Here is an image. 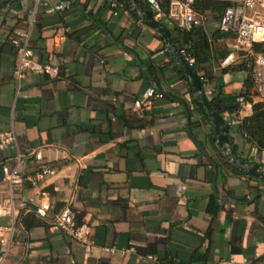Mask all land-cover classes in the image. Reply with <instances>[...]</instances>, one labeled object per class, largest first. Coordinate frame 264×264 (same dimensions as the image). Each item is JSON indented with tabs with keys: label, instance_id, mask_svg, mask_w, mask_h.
<instances>
[{
	"label": "crops",
	"instance_id": "1",
	"mask_svg": "<svg viewBox=\"0 0 264 264\" xmlns=\"http://www.w3.org/2000/svg\"><path fill=\"white\" fill-rule=\"evenodd\" d=\"M60 1L49 0L34 13L33 0H0V135L14 133L17 140L0 149V191L9 187L3 165L14 167L20 153L18 171L26 182L15 187L17 200L34 208L44 201L43 188L52 205L46 218L31 208L23 211L4 264H227L230 255L241 261L245 254L254 264H264V194L240 199L255 187L264 191V182L216 154L212 126L194 104L190 83L170 55L164 56L159 32L126 4L118 14L111 0H66L72 2L68 10H52ZM33 17L34 58L58 66L59 73L25 70L18 82V33ZM218 21H204L206 31L219 29ZM223 42L235 56L229 67L251 55L238 42ZM203 66L199 74H206L210 102L217 84L221 97L240 95L237 103L214 101L233 123L235 152L264 162V151L252 153L239 129L240 120L253 113L252 103L241 97L247 72ZM210 73L218 82L209 80ZM149 83L166 96L154 99L139 116L135 103ZM251 91L255 102L264 101V93ZM235 105L238 116L228 112ZM188 126L218 163L220 197L241 202L217 201L214 166ZM44 167L57 173L33 185ZM213 199L220 206L215 216L207 210ZM69 200L78 220L90 226L89 245L54 223V214ZM111 247L132 250L122 255Z\"/></svg>",
	"mask_w": 264,
	"mask_h": 264
},
{
	"label": "built area",
	"instance_id": "2",
	"mask_svg": "<svg viewBox=\"0 0 264 264\" xmlns=\"http://www.w3.org/2000/svg\"><path fill=\"white\" fill-rule=\"evenodd\" d=\"M49 0H33L34 13L43 6L48 5ZM155 12V17L159 20L167 17L170 24L177 23L186 29H191L194 26L203 24L207 17L199 15L195 10V4L199 0H169V8L166 11L163 7L162 0H146ZM227 2L228 5L222 11L218 27L222 31L232 32L236 35L238 44L247 48L252 52V47L256 43H264V0H217ZM110 5L115 8V14H118V9L124 4L121 0H111ZM71 7L69 1L62 0L51 6L52 10L64 12ZM35 18L33 17L27 30L18 33L22 39L19 43L20 55L16 70L18 82L25 70L31 72L46 73L50 76H56L59 73V67L50 63H44L34 58V53L30 48V39L32 37L33 25ZM184 53V50H182ZM189 63H193L194 58H187ZM235 60L233 53H229L222 61L223 66L230 65ZM252 76L255 82V88L258 92L264 93V55L258 54L255 59ZM164 93L157 91L155 86H149L143 92L141 98L136 101L135 105L139 115L145 113L148 107L156 98H163ZM16 136L14 133L0 135V149L7 147L10 144H16ZM252 153L258 150L253 147ZM20 153L17 155L16 165L10 168L3 165V180L9 185L8 189L0 191V218H6V223H0V264H4L12 245L15 243L16 225L21 217L22 207H26L25 203H21L15 196V187L23 185L26 179L19 174ZM38 159L42 158L41 152L36 153ZM57 173L56 169L44 167L37 174V178L32 181L33 185L44 180L46 176H53ZM41 196L44 198L39 205L31 209L42 218H46L52 209L48 192L45 189L40 190ZM55 225L69 233L73 238L87 243L89 240L90 226L85 222L78 220L77 214L73 208L72 200H69L60 210L54 214ZM111 252H117L122 255L127 254L132 249L115 247L109 248ZM152 257V256H150ZM251 264V259L248 256H242L241 261H237L235 255H230L227 264Z\"/></svg>",
	"mask_w": 264,
	"mask_h": 264
},
{
	"label": "trees",
	"instance_id": "3",
	"mask_svg": "<svg viewBox=\"0 0 264 264\" xmlns=\"http://www.w3.org/2000/svg\"><path fill=\"white\" fill-rule=\"evenodd\" d=\"M125 5V1L121 0ZM142 8H149L150 6L144 2L143 0H135ZM163 7L166 11L169 8V0H162ZM72 5V2H70ZM228 5L227 2L217 1V0H199L195 4V10L199 15L206 16L208 12L214 13L218 18L220 17L224 8ZM116 9L113 8V12ZM153 14L155 12L153 11ZM161 22L166 25L173 36V40L183 55V57L187 60V58H194V62L190 63L192 68L199 74L200 70L203 69V65L209 64L213 66H220L221 61L229 54V50L225 46V40L236 38V35L232 32L222 31L220 29H216L213 32L209 33L206 31V28L203 24L194 26L191 29H186L183 26L178 25L177 23L170 24L166 17L161 18ZM159 39L162 41L164 56L169 57V52L167 50V44L165 39L162 35H159ZM184 50V53H182ZM258 54L264 55V43H256L252 47L251 57L247 58L242 61V63L237 64L234 68L232 67H224L222 68V72H228L232 69L237 70H244L247 72V77L244 81V88L245 93L241 95L244 100H247L252 103L253 113L250 116L244 117L240 120L239 129L243 137L245 138L246 142L249 144L251 149L255 147L259 152L264 151V101H254L252 98V89L255 87L254 78L252 76L253 67L255 63L256 56ZM189 63V61L187 60ZM203 66V67H202ZM206 75V74H205ZM205 75L199 74L201 77L202 83H205ZM180 76L186 79L185 75L180 73ZM209 80H215L218 82V79L214 73L209 74ZM149 86H154L152 83H149ZM218 94L212 99L211 103L216 108L214 101L215 99H221L222 104L227 105L230 103H237V99L240 97L238 96H220V92L222 91V86L217 84ZM157 91L164 93V97L166 93L158 87H156ZM163 97V98H164ZM239 105H235L230 107L228 110L229 114H236L239 115ZM137 115H139L136 112ZM140 116V115H139ZM205 121H207L204 118ZM234 151L238 150V145L233 144ZM248 159V158H247ZM57 170V169H56ZM257 180H261L264 182V179L259 177L251 176ZM262 189L259 187H255L248 195L240 197L242 200L252 199L255 197ZM29 207H25L21 209V217L19 222L16 225V231L21 223L22 214L25 209ZM31 208V207H30ZM29 208V209H30ZM220 209L219 204L213 200H211L208 204L207 210L213 216L217 215ZM31 210V209H30ZM236 252H242L241 249H236ZM248 256L247 254H245ZM249 257V256H248ZM250 258V257H249ZM251 264L253 263V259H251Z\"/></svg>",
	"mask_w": 264,
	"mask_h": 264
},
{
	"label": "water",
	"instance_id": "4",
	"mask_svg": "<svg viewBox=\"0 0 264 264\" xmlns=\"http://www.w3.org/2000/svg\"><path fill=\"white\" fill-rule=\"evenodd\" d=\"M125 4L128 10L137 19H139L142 23L148 25L149 27L157 30L159 34L164 37L171 61L177 68L178 72L185 75L187 81L191 85L194 104L199 109L203 117L212 126L213 133L211 136V140L215 145L216 154L219 155L230 166L238 170H242L249 175L264 178V162H256L253 160L242 158L234 151L230 137V130L233 123L227 120L222 112L215 108L214 105L210 102L204 89L201 77L192 68L190 63L187 62V60L183 57V55L177 48L170 29L166 25H164L163 22L157 19L150 9L141 8L140 6L136 5L133 0H125ZM181 103L184 105L187 112L188 121H190L189 109L184 101H181ZM189 129L190 127L188 126V130ZM190 134L192 135V138L197 141L191 131ZM197 143L203 153L208 157V159L214 166L212 185L217 201L222 204H225L229 201L235 203L241 202L231 197H220L216 184V180L219 174L218 163L201 142L197 141ZM263 194L264 191L259 192L255 197H253V200Z\"/></svg>",
	"mask_w": 264,
	"mask_h": 264
},
{
	"label": "rangeland",
	"instance_id": "5",
	"mask_svg": "<svg viewBox=\"0 0 264 264\" xmlns=\"http://www.w3.org/2000/svg\"><path fill=\"white\" fill-rule=\"evenodd\" d=\"M206 17H207L206 21H209V20L217 21V20H218V17H217L214 13H212V12H208V13L206 14ZM231 41H232L234 44H237V41L235 40V38H234V40L231 39ZM234 49H235L236 52H237L236 54L241 55V54L243 53V54L246 55V52H245V51H242V50H240V49H238V48H234ZM247 56H248V58L251 57L250 55H247Z\"/></svg>",
	"mask_w": 264,
	"mask_h": 264
}]
</instances>
